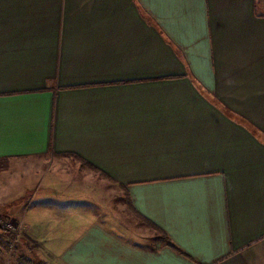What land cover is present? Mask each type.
Instances as JSON below:
<instances>
[{
	"label": "crops",
	"instance_id": "0c3cea01",
	"mask_svg": "<svg viewBox=\"0 0 264 264\" xmlns=\"http://www.w3.org/2000/svg\"><path fill=\"white\" fill-rule=\"evenodd\" d=\"M0 173L47 263L264 264V0H0Z\"/></svg>",
	"mask_w": 264,
	"mask_h": 264
},
{
	"label": "rangeland",
	"instance_id": "374dc122",
	"mask_svg": "<svg viewBox=\"0 0 264 264\" xmlns=\"http://www.w3.org/2000/svg\"><path fill=\"white\" fill-rule=\"evenodd\" d=\"M7 170H9V167L7 168ZM3 173V171H1ZM4 173H8L6 170L4 171ZM1 175V173H0ZM116 190V188H115ZM119 197L115 194L114 198H113V202L112 207H109V209L103 211L104 216H106V222L108 225H111L116 231H120V224H122V222L127 223L128 225L134 224L132 222V220H136L135 216L132 213H129V211H127L126 205L124 203V201L121 198V201H119ZM6 212H8L6 209L4 208H0V214L2 216H4V218L6 219H14V218H10V217H6L5 214ZM16 220V219H14ZM20 221V222H18ZM17 223H19L22 227V229L20 228L19 224H18V228H19V232L18 233V242L16 244L15 247L10 248L8 245V240L9 237L6 236V232L4 233V237H0V264H19L20 261L24 258H29L32 260L31 262H29V264H40L41 262H45L46 259L48 258L47 255H45L43 252L40 251L39 245L37 244L35 247L33 248H29L27 246V248L25 247H21L19 244L20 240L22 239L23 236V232H24V222L23 220H17ZM141 224L135 223L133 225V227H135V231H139L140 233L146 234L148 235L147 237H145V240H148V237H154L156 235V231L151 228V227H147L143 228V229H139L138 226H140ZM146 229V232H145ZM4 231V230H1ZM161 239H164L163 236L161 237ZM144 240V237H143ZM7 245V246H6ZM19 262V263H18ZM47 263V262H45ZM50 264H52L50 262ZM53 264H57L56 262L53 261Z\"/></svg>",
	"mask_w": 264,
	"mask_h": 264
},
{
	"label": "built area",
	"instance_id": "2783aa9c",
	"mask_svg": "<svg viewBox=\"0 0 264 264\" xmlns=\"http://www.w3.org/2000/svg\"><path fill=\"white\" fill-rule=\"evenodd\" d=\"M18 224L19 223H17V220L6 219L0 214V230H4L12 234L11 238H9V240L7 241L10 248L15 247L18 242V233H20ZM19 226L22 229L20 224Z\"/></svg>",
	"mask_w": 264,
	"mask_h": 264
},
{
	"label": "trees",
	"instance_id": "16d2710c",
	"mask_svg": "<svg viewBox=\"0 0 264 264\" xmlns=\"http://www.w3.org/2000/svg\"><path fill=\"white\" fill-rule=\"evenodd\" d=\"M91 165V164H90ZM93 167V169H95V171H97V172H99V170H96V168L94 167V166H92ZM106 175V174H105ZM7 234H8V237L9 238H11V236H12V234L11 233H9V232H7V231H5ZM165 238H167L166 236H164V239ZM26 240V239H25ZM21 247H25V246H27V247H29V248H33V247H35L37 244H36V242H33V241H30L29 239H27L26 241H23V242H21V244H19ZM7 246V245H6ZM27 247H25V248H27ZM28 249V248H27ZM32 260L30 259V257L27 259V258H24V259H22L21 261H20V263L19 264H29V262H31ZM40 264H45V262H41Z\"/></svg>",
	"mask_w": 264,
	"mask_h": 264
},
{
	"label": "water",
	"instance_id": "95a60500",
	"mask_svg": "<svg viewBox=\"0 0 264 264\" xmlns=\"http://www.w3.org/2000/svg\"><path fill=\"white\" fill-rule=\"evenodd\" d=\"M45 264H50V263H45Z\"/></svg>",
	"mask_w": 264,
	"mask_h": 264
}]
</instances>
